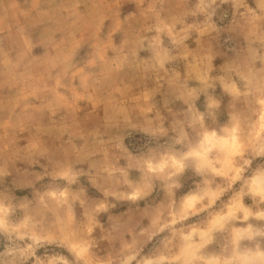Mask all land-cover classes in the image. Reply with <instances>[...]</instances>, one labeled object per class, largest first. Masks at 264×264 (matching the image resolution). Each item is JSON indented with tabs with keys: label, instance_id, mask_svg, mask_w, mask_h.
<instances>
[{
	"label": "rangeland",
	"instance_id": "rangeland-1",
	"mask_svg": "<svg viewBox=\"0 0 264 264\" xmlns=\"http://www.w3.org/2000/svg\"><path fill=\"white\" fill-rule=\"evenodd\" d=\"M263 211L264 0H0V264H264Z\"/></svg>",
	"mask_w": 264,
	"mask_h": 264
},
{
	"label": "bare ground",
	"instance_id": "bare-ground-1",
	"mask_svg": "<svg viewBox=\"0 0 264 264\" xmlns=\"http://www.w3.org/2000/svg\"><path fill=\"white\" fill-rule=\"evenodd\" d=\"M259 185H260V184H259ZM260 186H261V185H260ZM260 186H259V187H260ZM190 199H191V198H190ZM191 201H192V200H191ZM263 212H264V211H263ZM261 217H263V216H261ZM263 218H264V217H263ZM238 231H239V230H238ZM242 231H243V230H242ZM244 231H245V230H244ZM239 259H240V258H239ZM242 263H243V262H242Z\"/></svg>",
	"mask_w": 264,
	"mask_h": 264
}]
</instances>
